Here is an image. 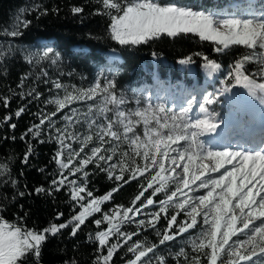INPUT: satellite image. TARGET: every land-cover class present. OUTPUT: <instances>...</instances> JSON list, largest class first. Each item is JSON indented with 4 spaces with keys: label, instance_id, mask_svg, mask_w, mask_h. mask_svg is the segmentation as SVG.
<instances>
[{
    "label": "snow or ice",
    "instance_id": "1",
    "mask_svg": "<svg viewBox=\"0 0 264 264\" xmlns=\"http://www.w3.org/2000/svg\"><path fill=\"white\" fill-rule=\"evenodd\" d=\"M98 2L104 9L103 13L98 14L110 16L111 38L120 45H138L162 36L175 38L182 34H195L202 41L215 42L217 45L215 50L218 53L227 54L232 46H244L251 50V54L237 60L228 75L235 79L237 85L247 89L250 95L264 94V83H258L255 79L256 75L264 79V73L248 71L246 74L242 70L247 63L264 65V5L258 6L255 0H247L245 5L234 6L231 11L220 9L210 13L175 4L162 6L158 0H123V3L118 0H98ZM82 11L80 7L72 8L75 14ZM20 23L27 27L29 22ZM3 35L18 37L21 32L14 25L11 30H5ZM257 49L260 51L257 52ZM14 51L18 49L11 45L7 48L0 46V59L6 61ZM37 55L39 54L26 53L25 59L30 64H39L41 60H50L52 64H56L59 58V54L51 48L43 51L39 59H35ZM204 60V67L209 69L210 74L221 70V64L215 60L207 56H204ZM180 62L188 64L191 57ZM40 75L47 76V73L41 72ZM25 79L27 75L21 78L18 87L24 86ZM43 82L49 83L48 80ZM51 83L55 89L63 90V97L57 93L45 101L46 104L55 105V111L48 114L38 113L39 123L32 125L21 139L24 140L29 134L33 138H39L46 124L49 129H55V134L50 135L49 139H54L59 145L53 157L58 165L59 176L51 180L49 188L41 187L36 189V192L53 195L67 187L70 189L71 201L75 202L73 207L79 206L82 211L72 215L65 223L59 225L51 223L43 230L22 229L0 221V264H17L18 259L26 260L28 255H33L36 264H39L41 248L46 238L58 235L62 230L69 228L70 235H77L86 220L101 211V204L110 200L113 192H118L123 187V184H120L102 198H95L93 192L88 190L90 174L85 169L89 164H94L97 169L106 172L110 180L123 181L124 184L137 179L138 176L144 177L146 172L149 173V176L145 177L146 187L142 186L131 207L116 206L111 213H104L102 219L94 220L97 229L105 222L108 227L107 230L94 234L99 251L103 252L106 249V254H98L93 264H110L114 253L132 241L133 236L139 234L121 231V225L135 223L137 228L155 229L161 220V214L167 221L163 233H157L162 235L159 241L161 245L173 241L177 236L183 237L189 229L196 228L197 217H202L203 227L198 236L191 239V248L193 252L205 256L208 264H218V261L219 264H264V150L205 149L199 137L205 130L216 131L215 123L210 122L215 120V117L206 107L213 103L210 96H205L204 102L199 104V110L204 114V118L201 119L189 115L192 111L191 102L179 116L170 113L163 105L158 107V112H149L147 109L129 112L120 110V106L126 101L115 94L113 81L104 84L97 81L87 90L72 88L71 91L58 81ZM224 91H230V88L226 87ZM17 94L21 100L30 97L28 103L38 100L42 95L36 88ZM101 94L103 97L101 103L88 105L86 112L69 107L76 101H95ZM260 98L264 100V95ZM0 104L8 107L9 98L0 96ZM109 105L113 107L110 108ZM66 108L69 111L61 117L66 123L63 127H55L57 121L52 117ZM27 110V105H24L18 108L14 115L19 118ZM110 112H114V116H109ZM160 113H163L162 117ZM11 119L12 116L4 117L6 122H10ZM153 119L157 127L150 128L149 124ZM141 122L143 140L137 132V126ZM9 126L13 129L16 127L11 123ZM81 128L84 129L83 132L80 131ZM163 129H167V134L161 131ZM180 141L185 142L183 147L179 144ZM121 142L128 144L131 154L127 151L122 152L119 158L114 160ZM72 143L79 144V149L73 148ZM106 144L111 147L105 148ZM89 145L93 146L89 152H85ZM140 146L144 148L142 152ZM31 154L32 147L29 145L24 156L25 163ZM137 157L143 161L142 165L137 163ZM197 159L200 164L195 163ZM226 165L231 167L228 168ZM221 169H224L223 172ZM65 170L68 175L64 174ZM0 172L10 175L6 163L0 162ZM153 172L155 175H152ZM125 173L130 174L127 180ZM162 173L168 175L162 176ZM211 173H219V176L213 177ZM77 174H80L77 177L80 183L68 179L69 175ZM158 180L159 187H154V182ZM169 182L175 185V190L170 194L167 193ZM4 183L15 184V181ZM149 189H153L151 195L141 200ZM201 189L206 190V194L195 195ZM161 192L165 193V198L158 202L154 201L152 197ZM18 194L23 196L25 193ZM86 200L88 203H85ZM137 201L140 202L139 206ZM149 206L159 210L146 211ZM169 208L175 209L176 213L169 215ZM181 212L190 218V222L188 220L178 222L177 217ZM130 213L132 215H129ZM141 213L147 219H136ZM62 215L58 213L56 218L59 219ZM114 220L117 223H113ZM174 225L177 229L175 232L172 231ZM111 236H115L117 240L109 244ZM121 239L123 244L120 243ZM157 250V245L148 246L133 242L127 251L133 253L134 258L128 260L127 264H152L154 257L156 264H166L163 256H156ZM177 255L185 257V264H201L200 255L189 260L188 253L183 248Z\"/></svg>",
    "mask_w": 264,
    "mask_h": 264
},
{
    "label": "trees",
    "instance_id": "2",
    "mask_svg": "<svg viewBox=\"0 0 264 264\" xmlns=\"http://www.w3.org/2000/svg\"><path fill=\"white\" fill-rule=\"evenodd\" d=\"M118 2L123 3V0ZM158 2L161 5L175 4L200 10H217L230 4L229 0H158ZM263 3L264 0H258V4ZM74 7H80L83 11L75 14L72 12ZM103 11L102 4L98 0H0V46L7 48L11 45L18 49L12 52L6 61L0 59V96L9 98L8 107L0 104V162L6 163L10 172V175L0 172V221L8 225L27 230H43L51 223L57 225L65 223L72 215L82 211L79 206L73 207L75 202L71 201L70 189L67 187L53 195L36 192V189L41 187L49 188L51 180L59 176L58 165L53 159L59 145L54 139H49L50 135H54L55 129H49L46 124L39 138H33L29 134L24 140L21 139L32 125L39 123L38 113L48 114L55 111L53 104L45 103L55 93L51 85L54 72L61 71L64 80L72 84H80L83 88L98 79L101 80L100 75H105L109 81L115 83L114 91H146L147 85L152 84L153 70L158 72V80L162 83L170 82L178 75L187 86L195 81L192 80L187 69L181 70L177 66L178 62L186 58L191 57V62L188 64L197 72L198 80L205 82L207 73L199 74V68L205 64L204 56L220 63L221 68L225 69L234 66V63L244 55L251 54V50L244 46H232L227 54L218 53L215 50L217 47L215 42L202 41L195 34H182L175 38L162 36L138 45H120L111 38L110 16L98 14ZM113 14H115L114 10ZM21 21H28L27 27H23ZM14 25L19 28L20 36L3 35L5 30H11ZM34 47L53 49L59 54L58 62L54 65L28 63L25 55L29 53L27 51L29 48ZM110 53L118 54L113 58L114 60H110L108 57ZM261 66L259 63H247L242 70L246 74L248 71L257 73ZM41 72H46L47 76L40 75ZM26 75L24 86L18 87L21 78ZM219 77L221 75L216 76ZM45 80L49 83H44ZM232 83H236L233 77ZM31 88H36L42 93L40 98L32 100L31 103H28L30 97L21 100L17 93L27 92ZM24 105H27L28 110L21 117H15V111ZM215 106L218 116L226 114L227 108L217 103ZM60 114L57 113L52 119L55 121ZM6 116H12L10 122L4 120ZM10 123L16 125L15 129L9 126ZM40 140L46 142L41 143ZM29 145L32 147V154L25 163L24 156ZM42 169L45 171L42 172ZM85 170L90 174L88 190L92 191L97 199L107 195L120 184H123V187L118 192H113L110 200L101 204V211L89 217L77 235H70V228L62 230L55 236L47 234L51 238H46L42 245L39 264H93L98 254L105 255L106 249L103 252L99 251L94 234L97 231L107 230L108 225L106 222L102 223L97 229L94 220L102 219L104 213L110 212L116 206L131 207L133 199L140 193L142 186L147 185L145 177L149 176L146 172L144 177L138 176L137 179L124 184L123 181L110 180L107 173L97 169L94 164H89ZM64 174L68 175L66 170ZM129 175L125 173L126 180ZM152 175L155 173L153 172ZM78 176L80 174L69 175L68 179L80 182ZM4 181H15V184H5ZM154 187H159V180L154 182ZM173 190L175 187L168 184L167 193L170 194ZM152 191L153 189H149L145 192L141 200L151 195ZM20 192L25 194L21 196L18 194ZM152 198L158 202L165 198V193H158ZM139 203L137 201V206ZM147 210L159 209L149 206ZM168 211L169 215L176 213L173 208H169ZM58 213L63 214L59 219L56 218ZM177 219L178 222L184 220L190 222L183 212ZM166 227L167 221L163 219V214L155 229L137 228L135 223L121 225V231L139 234L133 236L132 241L114 253L110 264H127L128 260L133 259L134 254L127 251L133 242L148 246L157 245L156 256H163L166 264H185V257L177 255L181 248L188 253L189 260L193 256L200 255L198 253L193 255L190 244L191 237L203 227L199 220L196 228L189 229L183 237L177 236L173 241L161 245L159 241L162 235L157 233H163ZM176 230L174 225L172 231ZM116 240L115 236L109 237V244ZM120 243L123 244L122 239ZM200 260L201 264H208L205 256L200 255ZM17 264H36L35 257L28 255L26 260L18 259ZM152 264H156L155 257Z\"/></svg>",
    "mask_w": 264,
    "mask_h": 264
},
{
    "label": "rangeland",
    "instance_id": "3",
    "mask_svg": "<svg viewBox=\"0 0 264 264\" xmlns=\"http://www.w3.org/2000/svg\"><path fill=\"white\" fill-rule=\"evenodd\" d=\"M241 1L245 2L246 0H241ZM239 2L229 4V6H226V7L221 8V9H228V10L231 11L234 8L235 5L240 4ZM260 5H264V3L260 4ZM260 5H258V6H260ZM162 6H164V5H162ZM190 9L200 10V9H196V8H190ZM217 10H220V9H217ZM217 10L213 9V10H200V11H204L206 13H210V12L217 11ZM45 50H47V49H44V48L38 49V48L34 47L32 49L29 48L27 51L29 53L39 54V55H37L35 57V59H39V56H42V53ZM108 57H109L110 60H114L113 58L117 57V55H115V53H112V54L110 53V54H108ZM40 63L41 64L46 63L48 65L52 64L50 60H41ZM177 66L181 70L187 69V71L190 74V77H192V75H193V77H196L198 75L197 72L194 70V68L190 64H182L181 62H178ZM232 68H233V66H229V67H227L225 69L221 68L220 71L210 74L209 69H207V68H205L203 66V67L199 68V74L202 73V72H206L207 73V81L204 82V81H201V80H195L188 86L182 81V78L179 75L175 79H172L170 82L162 83L160 80H158V72L156 70H153L152 74H151V79H154L156 77L157 81H155V83H152L151 85L148 84L147 88H146V91L118 90V91H115V94L117 95V97H123L124 100L126 101L125 104L120 106V110H123L125 112L135 111V110H144V109L149 110V112H152V111H157L158 112V107L160 105H163V106H165V109L168 110L170 113H175L177 116H179L183 112V109L189 107V103L191 102L192 111L189 113V115L193 116L194 112L196 113V112L199 111V104L204 102L203 98L205 96L209 95V90H207V88L211 85V83H212V81L214 79L213 78L214 75H216L219 72L221 73V77L217 78V80H215L214 84L212 83L213 90H215V91L210 97L214 101V99H215V97L217 95L220 96L221 98L226 96L223 84H224V82L226 80L232 82V77H230L228 75V72ZM257 72L264 73V65H262L258 69ZM99 77L101 78V80L98 79V80L94 81L91 85H89L88 87L83 88L80 84L79 85L78 84H72V83L68 82L66 79L64 80L65 77L62 76L61 71H58V72H54V74L52 75L51 82L52 81H58L61 84L67 86L70 91L72 90V88L87 90L89 87L94 86V84L97 81L101 82L102 84L107 83V81H109L105 77V75H100ZM256 77H255L256 80H261L260 75H258ZM152 82H153V80H152ZM51 85L54 88L52 83H51ZM232 86H233V84H232ZM57 93H59L61 98L64 95L63 90L55 89L54 96H56ZM102 98L103 97H102V94H101V95H99L96 98L95 101H93V100L76 101L72 105H70L69 107H75L77 109H80L83 112H86L88 105H90V104L99 105L101 103V101H102ZM177 100H179V101L176 104ZM235 100L238 101L239 99L235 98ZM180 103H181V105L177 106ZM211 105H206V107L208 108V111L211 113V115L218 116L217 111H214V112L210 111V106ZM53 106L55 108V105H53ZM109 107L111 108L113 106L109 105ZM68 111H69V109L66 108V109H64V110H62L60 112L61 114L55 119V121H57L55 127H63V125L66 122L64 120H62L61 117L64 115L65 112H68ZM108 115L109 116H114V112H110V113H108ZM159 115L162 117L163 113H160ZM203 118H204V114H203V116H201V119H203ZM101 119H103V117H101ZM134 119H136V118H134ZM241 119L243 120L242 123H244V121H246L244 118H241ZM161 122L163 123V120H161ZM171 123L172 122L169 120V124H171ZM149 127L150 128L157 127L155 119H153L151 121V123L149 124ZM241 127H242V124H241ZM80 131L83 132L84 129L81 128ZM161 131H164L165 134H167V129H163ZM137 132L140 133L141 139L143 140L144 136H143V123L142 122H141V124H139L137 126ZM54 134H55V131H54ZM238 134L239 135L230 136V138L235 137V139H234L235 143L227 144V145L222 146L220 148L219 147H215L214 148V147H212V142H206L205 141V136H207V135L210 136V133H207V135H206V132L204 131V134L202 136H200L199 139L201 141H203V146H204L205 149L212 150V151H223V150H229V151H244V150L254 151V150H263L264 146H262L261 143L257 144L255 147H250V146H247V145H244V144L243 145L236 144V143H240V142H245L243 139L238 140V138L240 137V134L245 136L246 133H244V131L241 133V131L239 129L238 130ZM250 141L252 142L251 138H250ZM179 144L183 147L185 145V142L184 141H180ZM252 145H254V144H252ZM92 146L93 145H89L88 148H85V152H89V149ZM175 146L176 145H173V147H175ZM72 147L76 148V149H79L80 145L77 144V143H72ZM104 147L105 148H109V147H111V145L106 144V145H104ZM143 150H144L143 146H140V151L142 152ZM125 151H127V152H129L131 154V149L129 148L128 144L124 143V142H121L119 147L117 148V156L114 157V160L118 159L119 156H120V153L125 152ZM81 155L83 156V153ZM136 159H137V162H139L141 165L143 164V161L139 157H137ZM195 163L196 164H200L199 159H197L195 161ZM204 163H207V161H204ZM226 167L230 168L231 166L230 165H226ZM223 170L224 169H221V172H223ZM117 174H119V173L117 172ZM165 175H168V173H162V176H165ZM211 175L213 177H218L219 173H211ZM77 183H80V182L77 181ZM197 183H199V182H197ZM169 184H172V183L169 182ZM172 185L175 187L174 184H172ZM185 191H187V190H185ZM201 194H206V190L201 189L197 193H195V195H201ZM189 195H192V193H189ZM85 203H88V201L86 200ZM112 210L110 212H107V213H111ZM146 211H151V210H146ZM129 215H132V214L130 213ZM136 219H147V217L144 216L143 213H141L138 217H136ZM197 219L199 220V222L203 226L202 217H197ZM113 223H117V221L114 220ZM198 234H199V231L197 232V234L195 236L191 237V239L195 238L196 236H198ZM191 239H190V244H191ZM233 239H235V237ZM192 252H193V250H192ZM195 254H196V252H193V255H195Z\"/></svg>",
    "mask_w": 264,
    "mask_h": 264
},
{
    "label": "bare ground",
    "instance_id": "4",
    "mask_svg": "<svg viewBox=\"0 0 264 264\" xmlns=\"http://www.w3.org/2000/svg\"><path fill=\"white\" fill-rule=\"evenodd\" d=\"M245 2L243 1V3H245ZM239 86L240 85L234 86L233 90H236V91L239 90L240 91V90H244L245 89L242 86H240V87ZM209 87L211 89H213V85H210ZM243 94H244V98L245 99L242 97ZM247 94H248L247 91H243L237 97L235 96V98L239 99V102L241 103V107H240L241 110H243V111L248 110L255 117V119H253L252 116H249L248 114L243 113L241 118H244L246 120V121H244V123H242L243 120L241 118H240V121L234 123V125H225L224 124L225 125L224 126L221 123H217L216 122L217 123L216 124L215 122H211V123H215L216 131L212 132V131L205 130L206 135H207V133H210V136H208V135L205 136V141L206 142H212V140H213L212 138L214 137V138H219V143L223 145L224 143L227 142V140H229L230 136L239 135L238 134V130L240 129L241 133L243 131L245 133V131L247 130L245 136L240 134V137L238 138V140L243 139L245 142H240V143H236V144H238V145H243L244 144V145H247V146H250V147H255L257 144L261 143V145L264 146V128L261 125H259L260 120L257 117L259 112L252 109V107H251V105L249 103L250 99L248 98ZM179 105H181V103L178 104L177 106H179ZM199 111L196 112V113L194 112L193 117L201 118V116H203V114L201 112H199ZM231 118L232 117L230 116L229 119H231ZM238 119H239V117H238ZM241 124H242V127H241ZM232 128H233V130H231ZM250 138L252 139V142L250 141ZM230 139H233V141L235 142V140H234L235 137L230 138ZM252 144H254V145H252ZM223 146H225V145H223ZM212 147L215 148L216 146H214L213 143H212ZM263 150H264V147H263Z\"/></svg>",
    "mask_w": 264,
    "mask_h": 264
}]
</instances>
